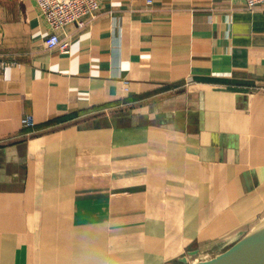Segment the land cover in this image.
<instances>
[{"label":"crops","instance_id":"crops-1","mask_svg":"<svg viewBox=\"0 0 264 264\" xmlns=\"http://www.w3.org/2000/svg\"><path fill=\"white\" fill-rule=\"evenodd\" d=\"M100 2L63 51L0 0V264H192L264 219V3Z\"/></svg>","mask_w":264,"mask_h":264},{"label":"built area","instance_id":"built-area-1","mask_svg":"<svg viewBox=\"0 0 264 264\" xmlns=\"http://www.w3.org/2000/svg\"><path fill=\"white\" fill-rule=\"evenodd\" d=\"M41 15L47 22L49 33L46 43L51 46H59L63 51L70 48L69 41L60 37V30L69 23L84 25L90 15H95L100 8V0H36ZM150 1V0H149ZM249 7L264 3V0H245ZM13 62L4 56H0V77H6L8 69ZM27 126L35 124L32 113H27L22 118Z\"/></svg>","mask_w":264,"mask_h":264},{"label":"water","instance_id":"water-1","mask_svg":"<svg viewBox=\"0 0 264 264\" xmlns=\"http://www.w3.org/2000/svg\"><path fill=\"white\" fill-rule=\"evenodd\" d=\"M192 264H264V219L225 251Z\"/></svg>","mask_w":264,"mask_h":264},{"label":"bare ground","instance_id":"bare-ground-1","mask_svg":"<svg viewBox=\"0 0 264 264\" xmlns=\"http://www.w3.org/2000/svg\"><path fill=\"white\" fill-rule=\"evenodd\" d=\"M198 259H201L200 257H198Z\"/></svg>","mask_w":264,"mask_h":264}]
</instances>
